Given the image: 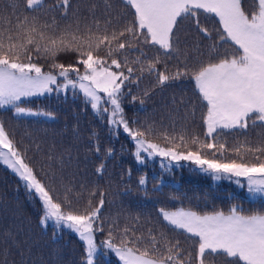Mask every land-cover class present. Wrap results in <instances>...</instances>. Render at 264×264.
<instances>
[{
    "label": "snow or ice",
    "instance_id": "obj_1",
    "mask_svg": "<svg viewBox=\"0 0 264 264\" xmlns=\"http://www.w3.org/2000/svg\"><path fill=\"white\" fill-rule=\"evenodd\" d=\"M120 2L123 9L113 15L114 5L111 0H104L103 23L95 16L97 5H88L91 19L83 27L76 13L75 27L73 23L61 27L55 17L49 21L21 13V8L35 12L44 0L7 4L5 11L0 12V109L10 106L15 116L53 118L52 112L22 107L21 103L31 97L66 95L71 91L74 97L82 96L101 119L107 117L114 135L123 129L135 145L133 156L137 163L160 157L168 161L170 170L172 165L190 162L214 181L234 180L241 185L243 179L253 197L264 198V133H258L260 138L255 144L245 139L231 148L227 140L220 139L222 133L247 132L250 127L264 129V0ZM55 7L62 9L61 18L66 19L70 0H56ZM7 8L12 11L7 12ZM209 20L215 22L214 28L208 26ZM182 26L198 37L191 45L187 35L180 37ZM147 48L156 49L157 54L151 59ZM68 51L77 53L75 63L66 66L55 62L58 53ZM134 52L139 55L130 62L129 55ZM41 56L53 60L52 70L44 71L35 62ZM171 62L175 71L169 68ZM161 63L164 70L157 67ZM133 64L140 65L141 74H155L156 86L184 80L193 85L194 99L182 96L177 110L185 106V117H195L197 105L201 108L203 138L196 133L177 137L167 131L153 138L157 131L153 124L125 117L123 101L131 92L126 94L124 89L130 81L138 85L140 79L133 80ZM148 95L145 91L144 96ZM136 100L132 96L131 102ZM172 102L177 104L175 97ZM140 103L144 101L141 99ZM93 138L94 151L99 154L95 133ZM28 151V145L23 140L18 144L0 121V163L23 182L27 193L39 200L41 228L51 223L54 237L63 230L77 235L84 246L82 264H97L98 257H107L110 252L121 264H217V258L225 264H264V211L246 214L235 204L227 213L161 206L156 212L162 228L137 233L135 226L117 227V244L110 224L107 237L98 245L95 235L104 231L100 214L105 193L100 191L99 203L94 206L95 188L86 201L84 184L77 192L71 182L65 183L60 177L57 188L56 174L45 172L42 179ZM225 153L232 155L226 157ZM113 155L111 147L104 152L106 159ZM104 169L102 161L95 171L102 174ZM146 184V175H141L138 186L143 188ZM159 185L157 180L154 190ZM164 229L193 243L184 248Z\"/></svg>",
    "mask_w": 264,
    "mask_h": 264
},
{
    "label": "trees",
    "instance_id": "obj_2",
    "mask_svg": "<svg viewBox=\"0 0 264 264\" xmlns=\"http://www.w3.org/2000/svg\"><path fill=\"white\" fill-rule=\"evenodd\" d=\"M13 2L17 0H0V12L5 11L6 5ZM18 2L23 4L24 0ZM70 3L66 19L61 18L62 9L55 7L56 0H44L43 5L35 12L24 11L23 8L20 11L24 15H39L41 20L50 21L55 17L61 27L69 23H73L75 27L76 17L73 13H76L81 18L83 27L91 19L87 6L95 3V16L103 23L104 0H70ZM111 3L114 5L113 15L124 7L120 0H111ZM11 11V8H7V12ZM85 17L89 19L85 20ZM208 26L214 28L216 25L209 20ZM186 35L189 45L198 38L195 33H189L188 29L182 26L181 39ZM146 51L149 59L157 54L153 48H147ZM136 55L139 53L130 54L129 61ZM76 56L75 52H60L55 62L67 66L75 63ZM35 62H38L44 71L52 70L50 66L53 60L50 57L41 56ZM132 67L136 69L133 80L137 77L140 79L138 85L130 81L124 89L126 94L129 90L131 92L123 101L125 117L129 121L136 119L144 124H153L157 130L153 138L164 131L177 137L180 134L196 133L203 138L201 108L197 105L195 117L190 114L185 117V106H180L177 110L182 96L194 99L193 85L184 80L170 82L165 87L156 86L155 74H149L147 71L141 74L139 64H133ZM157 67L164 70L163 63ZM169 68L175 71L174 62L169 64ZM124 71L126 73V69ZM145 91L149 92L147 97L144 96ZM132 96L137 97L135 102H131ZM174 97L177 104L172 102ZM141 99L144 101L142 105ZM21 106L54 114L53 118L15 116L10 106L0 109V121L9 133L14 135L18 144L23 140V144L28 145L27 155L37 167L38 175L45 179V172H54L57 188L60 187V177H63L65 183L71 182L77 192L81 191V184L86 185L85 201L89 192L95 188L96 195L92 198L94 206L99 203L100 191L105 193L100 214L104 231L95 235L98 245L107 237L110 224L113 225L114 240L117 244L120 242L117 227L123 229L125 226H135L137 233L146 232L148 228H162L156 212L161 206L169 209L191 208L198 212L220 210L227 213L235 204L246 214L264 211V199L249 198L247 182L243 179L241 185H237L234 180L214 181L210 174L192 168L189 162H181L178 167L172 165L169 170L160 157L147 159L143 164L137 163L133 156L135 145L123 129H118V134L114 135L107 125V117L101 119L93 113L82 96L74 97L71 91L66 95L53 93L27 98ZM26 133H30V136ZM93 133L99 141V154L94 151ZM258 133H264V129L250 127L247 132L237 130L222 133L220 139L221 142L227 140L228 147L231 148L238 141L245 139H250L255 144L260 138ZM109 147L113 148L114 155L106 159L104 152ZM231 155L225 153L226 157ZM49 156L52 157L51 160L48 159ZM102 161L105 163L104 172L97 174L95 170ZM141 175H146L147 178V184L143 188L138 186ZM157 180L160 181L159 189L154 190ZM177 196L181 199L174 200L173 197ZM40 215L39 200L27 193L23 182L6 165L0 163V264H82L84 246L77 235L70 230H63L58 231L54 237L51 223L47 228H41L39 225ZM136 217H139V221ZM164 230L171 238L179 239L184 248L193 243L171 229ZM5 233L9 236L6 237ZM5 249L8 251L5 252ZM97 264L121 262L110 252L107 257H98ZM217 264L225 262L222 258H217Z\"/></svg>",
    "mask_w": 264,
    "mask_h": 264
},
{
    "label": "rangeland",
    "instance_id": "obj_3",
    "mask_svg": "<svg viewBox=\"0 0 264 264\" xmlns=\"http://www.w3.org/2000/svg\"><path fill=\"white\" fill-rule=\"evenodd\" d=\"M165 164H167L168 165V161H163ZM190 163V162H189ZM190 165H191V167L192 168H196V166L195 165H193V164H191L190 163ZM247 193H248V196H249V198H252V199H264V198H261V197H259V196H256V197H253L249 192H248V188H247Z\"/></svg>",
    "mask_w": 264,
    "mask_h": 264
}]
</instances>
